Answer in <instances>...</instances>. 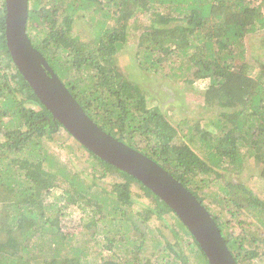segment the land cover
I'll use <instances>...</instances> for the list:
<instances>
[{
	"label": "trees",
	"instance_id": "obj_1",
	"mask_svg": "<svg viewBox=\"0 0 264 264\" xmlns=\"http://www.w3.org/2000/svg\"><path fill=\"white\" fill-rule=\"evenodd\" d=\"M138 12L150 24L134 55L143 78H132L119 55ZM78 13L89 17L87 41L75 32ZM4 19L0 0V264H193L186 252L208 264L174 212L139 181L72 137L88 167L69 169L45 152L44 139L55 141L62 127L13 64ZM26 33L102 131L160 165L204 206L237 264L264 260V192L231 178L245 156L264 179V62L246 58L251 39L261 35L264 44V0H28ZM151 74L167 79L160 91L167 101L175 96L170 81L189 88L206 81L204 113L215 114L176 123L149 95ZM53 189L61 196L48 202ZM139 199L147 203L136 210ZM71 207L82 212L80 233L63 232Z\"/></svg>",
	"mask_w": 264,
	"mask_h": 264
},
{
	"label": "water",
	"instance_id": "obj_2",
	"mask_svg": "<svg viewBox=\"0 0 264 264\" xmlns=\"http://www.w3.org/2000/svg\"><path fill=\"white\" fill-rule=\"evenodd\" d=\"M5 44L11 60L52 120L83 148L130 175L162 200L189 231L208 264H237L214 219L166 170L138 150L102 131L32 46L28 0H4Z\"/></svg>",
	"mask_w": 264,
	"mask_h": 264
},
{
	"label": "rangeland",
	"instance_id": "obj_3",
	"mask_svg": "<svg viewBox=\"0 0 264 264\" xmlns=\"http://www.w3.org/2000/svg\"><path fill=\"white\" fill-rule=\"evenodd\" d=\"M80 13L75 16V28L78 31L77 33H81V39L87 41L90 37H93V31L89 24V17H78ZM150 24V17L137 13V16L130 20L129 22V34L127 36V42L123 45L122 50L119 55V68L126 76H132V78H143V75L140 72L135 60V52L137 48V42L140 32L144 27H147ZM261 35L256 38H253L248 42V46L250 49L246 52V58L248 60L261 61L264 62V44L261 43ZM255 67H257L255 65ZM257 71V68H256ZM165 72V70H164ZM150 79L149 81V95L154 96L155 98H159L156 100L157 103L161 104V108L163 110L167 109L168 115L171 117L173 121L176 123L178 121H187L188 125H195L199 120L203 121L205 119L211 118L215 113L210 112L209 114H205V109L203 108V92L206 89L207 82L206 81H197L192 87L184 86V84L180 82L170 81L168 87L173 89L171 92L175 94V96H171L170 100H164L161 96V87H163L164 83H167V79H163V76L160 74H151L147 76ZM167 87V86H166ZM167 87V88H168ZM168 88V89H169ZM152 96V97H153ZM162 99V100H161ZM162 101V102H161ZM167 101V102H166ZM155 102V101H152ZM151 102V103H152ZM156 103V102H155ZM172 104V109L169 110L167 104ZM1 104V103H0ZM27 105H31L28 103ZM1 106V105H0ZM33 107V105H31ZM4 121L6 120L5 118ZM1 119V120H2ZM197 125V124H196ZM56 138L55 141H48L44 139L43 147L45 152L49 155H52V158L59 164H63L67 166V168H78L80 170L83 167H88V163L85 162L86 158L80 157V152L77 148V145L71 139V136L68 135L65 130L58 129L57 134L53 136V139ZM3 140V137L0 134V142ZM244 152V151H243ZM247 158L244 156L243 158V166L241 173L232 174L231 178L234 180H239L248 184L250 187H253L254 191L258 194H263L264 192V179H260L258 177L259 171L257 169V165H253L251 160H246ZM117 177H111L110 179H116ZM109 181V179H105ZM135 190V188H133ZM61 190L53 189L48 195V202H51L52 197H60ZM145 200H138L135 204L134 209L140 210L142 206L146 205ZM82 216V212L79 208L71 207L68 210H65V216L62 218L63 232L64 233H80L82 229H78L77 225L79 219ZM157 226L156 221H152L151 227ZM166 238L171 239L170 233L168 230L161 228ZM185 242L189 241L188 237H184ZM153 242V239L152 241ZM155 249L153 252L156 254ZM195 252V251H194ZM187 255H190L191 263L199 264L196 260L195 255L186 252ZM253 264H264V260H253Z\"/></svg>",
	"mask_w": 264,
	"mask_h": 264
},
{
	"label": "clouds",
	"instance_id": "obj_4",
	"mask_svg": "<svg viewBox=\"0 0 264 264\" xmlns=\"http://www.w3.org/2000/svg\"><path fill=\"white\" fill-rule=\"evenodd\" d=\"M169 104H171V103H169Z\"/></svg>",
	"mask_w": 264,
	"mask_h": 264
}]
</instances>
